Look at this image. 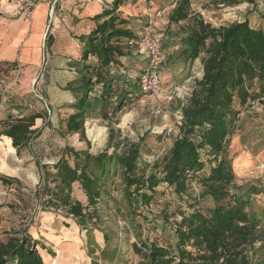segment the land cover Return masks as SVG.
<instances>
[{"label": "trees", "instance_id": "obj_1", "mask_svg": "<svg viewBox=\"0 0 264 264\" xmlns=\"http://www.w3.org/2000/svg\"><path fill=\"white\" fill-rule=\"evenodd\" d=\"M55 1L49 5L53 10ZM99 2L105 7L90 18L93 28L76 38L81 44L80 58L71 64L76 78L64 87L73 97V111L61 122V132L78 135L88 144L85 121L97 116L108 122V147L113 150L93 154L88 148L66 146L52 164L35 159L39 187L33 195L40 209L61 212L88 233L90 264L112 263L120 251L118 233L100 214L104 199L105 211L112 210L136 239L131 247L138 264H264V211L258 214L251 201L252 194L264 191L256 187L240 191L228 154L230 136L241 129V108L258 109L259 102L264 104V30L251 27L247 20L213 27L199 15L190 16L191 0H170L169 23L189 22L180 27L172 43L163 44L174 48L167 61L189 73L200 60L202 76L186 86L183 100L177 98V135L157 160L147 163L140 141L119 139V130L111 125V117L127 100L136 97L138 90L142 96L143 71L132 77L122 59L131 62L140 56L145 65L146 57L128 44L139 38L120 11L129 0ZM46 40L50 48L51 35ZM38 120L42 126L50 125L42 113L0 122V137L11 141L17 156L26 150L34 157L31 143L42 131L36 126ZM14 182L19 180L0 174L2 185ZM161 184L189 211L178 209L172 214L178 216L173 225L168 223L171 216L163 213V224H169L174 240L159 244L142 239L137 217L141 209L151 206ZM74 185L86 203L73 197ZM199 198H209L212 206L199 210ZM27 230L28 226L10 231L0 240V264H43L38 252L43 247ZM95 230L102 233V248L91 237Z\"/></svg>", "mask_w": 264, "mask_h": 264}, {"label": "rangeland", "instance_id": "obj_2", "mask_svg": "<svg viewBox=\"0 0 264 264\" xmlns=\"http://www.w3.org/2000/svg\"><path fill=\"white\" fill-rule=\"evenodd\" d=\"M30 1L37 5L49 0ZM165 1H168L166 4L169 7L172 6L170 0H143L142 7L151 8L152 13H155L159 9L163 10ZM231 1L236 4L228 5L226 4L228 1L222 3L221 0H191L190 16L199 15L205 23L213 27L247 20L251 27L264 30V0ZM6 2L11 4L8 0ZM80 3H82L80 0H56L54 10L46 4L39 18L41 28L37 31L38 42L35 41L34 36L29 44L30 53L28 51L27 56L33 54L32 62L0 60V122L6 117L12 116L15 119L33 113L44 114L50 122V125L42 126L41 121H36V126L42 127V131L31 143L34 157L26 150L21 151L17 156L7 149H0V174H4L1 169L6 168L5 164H7L10 170L5 171L4 175L19 180L18 184L14 182L10 185H2L0 183V240H5L10 231H20L28 226L27 231L37 235L39 239H44L48 244L47 247L54 249L53 258L50 261L52 264H58L57 261L61 256L60 247L64 244H69L67 245L68 258L63 256L60 262L67 260L72 264H86V262L90 264L89 236L84 229L70 222V218L63 213L40 209L33 195L39 187L35 159L46 164L47 159L61 155L66 146L76 150L88 148L93 154L113 150L112 147H108V122L97 116H92L85 121L88 144L81 141L78 135H63L61 132L63 130L61 122L73 111L70 109L74 102L73 97L64 90V87L76 78L75 69L71 66L80 58L81 44L76 38L88 28L83 26L81 32H76L77 27L72 24L77 11L80 10L78 7ZM31 8L34 7H26L28 11ZM129 9L132 13L127 16L129 25L135 34L140 36L149 21L146 19L149 17L148 12L143 13L141 10L138 14H133L134 7ZM13 13L11 19L14 20L24 15V13L16 14V11ZM51 14L52 17H50ZM3 16L0 13L1 20ZM33 18L31 12L26 20L31 21ZM68 18L72 23L68 21ZM56 19L61 21L59 27L55 24ZM1 20L0 47L4 44L1 41L3 36L8 33L5 22ZM188 22L169 23L167 11L163 10L162 16L153 25V36L159 41L160 46L162 45L161 51L165 56V63L159 71L161 91L157 95L141 100L139 99L140 90H138L136 97L127 100L126 106L111 117V125L119 130V139L125 137L129 142L140 141L142 159L147 163L157 160L163 149L168 147L173 138L167 136L165 131L168 127H177L179 122L180 109L177 107L179 103L177 98L186 88L184 81L188 70L181 65L169 64L168 53L174 48L172 46L164 48L163 44L172 43L179 37L180 27L186 26ZM48 35L52 37L50 48L46 40ZM122 62L129 67L128 73L132 77H138L145 67L140 56H136L131 62L128 59H122ZM13 63L15 66H12ZM261 104L262 102H259L258 109H251L250 106L241 108V129H236L230 136L228 154L241 192L248 191L250 187L264 191V104ZM1 139L3 138L0 137ZM197 190L201 189L198 187ZM156 191L151 206L141 209L137 217L142 227V239L159 244L172 242L174 238L169 224L173 225L175 219H178L177 215L172 218V214L178 209L188 213L189 208L183 207V204L175 199L172 190L164 184L159 185ZM190 191L192 192V189ZM73 197L82 202L85 201L78 187L73 190ZM105 200L99 204L100 214L102 220H105L118 233L120 251L116 261L104 264H138L139 257L133 253L131 247L132 243H136V239L127 230V224L120 218H116L112 210L105 211ZM251 201L258 214L264 211V192L252 194ZM196 206L199 210L206 211L212 203L209 198H199ZM164 212L171 216L166 226L163 224ZM149 221L152 222L149 223ZM59 229L71 231V239H65L66 242L59 240V232H61ZM101 236L102 233L96 230L91 234L95 245L100 248L104 246ZM259 245L256 243L255 246Z\"/></svg>", "mask_w": 264, "mask_h": 264}, {"label": "crops", "instance_id": "obj_3", "mask_svg": "<svg viewBox=\"0 0 264 264\" xmlns=\"http://www.w3.org/2000/svg\"><path fill=\"white\" fill-rule=\"evenodd\" d=\"M6 1L7 0H0V13L2 15H4L3 19L1 20V18H0V20L2 22H5V24L7 26V27H5V29L8 30V33L5 34L1 40L2 43H4V44L2 47H0V60H2L3 62H10V61L15 62L17 60H22L26 63L32 62L33 61V54L30 56H27L28 51L30 53L29 44L32 41L34 36H35V41L38 42L39 36L37 34V31L41 28L40 21H39V18L41 17L40 15L42 14L41 12H42V10H44L46 4L50 5L52 3V1H54V0H49L46 2L44 1L42 3L34 5L33 6L34 8H31V12L33 13V17H34L33 19L34 20L32 19L31 21H27L26 20L27 17L24 15L21 16L20 18L15 19V20L11 19V16L14 15L13 12L16 11L15 5L9 4ZM80 1H82V3H80L78 5V7H80V10L77 11V14L75 15L76 17L74 19L72 18L74 20V22L72 23L70 18H68V21H70L72 24H75L74 26L77 27L75 29L76 32H81L82 27L87 26L88 27L87 31L79 34V35H82V34H87L90 31V29H92L94 26V23H93V21L90 20V18L93 17L94 15L102 12V10L105 6L102 5L99 2V0H80ZM102 1H104L103 3H105V4H109L112 2V0H102ZM142 1L143 0H129V2L126 5H124L123 7L120 8V11L122 12L123 17L129 18L127 16L132 15L129 8L134 7L133 14H138L141 10L143 13L148 12L147 16H149V17L151 16V17L150 18L148 17L146 19L149 20L148 22H152L153 15L155 13H152L151 8L147 7L148 9H144L142 7ZM166 3H168V1L167 2L165 1V5H163V10L167 11V15H169L172 8L169 7ZM164 6H166V7H164ZM136 7H139V8L142 7V8L139 10V9H135ZM9 21H10V23H8ZM55 24H56V26L59 27V25L61 24L60 19H56ZM141 34H142V32H141ZM38 53H39V50H38ZM201 76H202V67L200 64V60H197L194 62L193 66L191 68V72L186 73L187 78L185 79L184 82H185L186 86H188V87L193 86L194 79H200ZM1 148L7 149L8 151L12 152L11 154H16L15 149L11 145V141L7 138H3L0 140V149ZM60 157H61V155H59L57 157H53L54 159L49 158L46 160V163L52 164V163L56 162ZM5 165H6V168L1 169L2 170L1 172L4 174H6L5 171L10 170V167H8L7 164H5ZM37 176H38V182H39V170H37ZM75 188H77V185L73 186V190ZM69 221L72 222L76 227H78L75 220L70 218ZM65 224H69V222H65ZM59 231H61V232H59V238H60L59 240H65V239L68 240V238H70V236L72 235L71 231L66 232L63 229H59ZM28 234L34 240L38 241L40 246L43 247V249L38 247V252L42 257L43 264H52L50 261L53 258L52 255H53L54 249H49V247H47L48 244L44 241V239H39L40 237L30 233L29 231H28ZM102 240H103V238H102ZM64 242H66V240ZM67 245H69V244H64L62 247H60V253H61L60 259H58V261L55 260L58 262V264H72V263H69L67 260H65V261L63 260L64 261L63 263L60 262L63 259V256H66L68 258ZM86 264H87V262H86Z\"/></svg>", "mask_w": 264, "mask_h": 264}, {"label": "built area", "instance_id": "obj_4", "mask_svg": "<svg viewBox=\"0 0 264 264\" xmlns=\"http://www.w3.org/2000/svg\"><path fill=\"white\" fill-rule=\"evenodd\" d=\"M15 5L16 14H22L27 17L31 12L26 7H33L34 4L30 0H8ZM176 1V0H175ZM53 9V8H51ZM28 12V13H27ZM163 10L159 9L154 14V19L149 22L142 31V34L136 40L128 42L129 46L139 48V53L145 55L146 63L139 79V86L142 91L141 100L157 95L161 91L159 71L165 63V56L161 51L159 41L153 36V25L162 16ZM52 17V14L50 15ZM183 90L179 94L180 100H183ZM178 113V112H177ZM179 115V113H178ZM177 127H168L165 131L167 136H176L178 133Z\"/></svg>", "mask_w": 264, "mask_h": 264}]
</instances>
